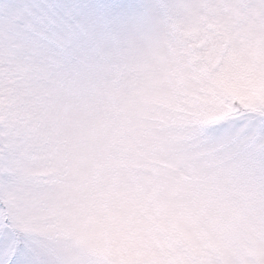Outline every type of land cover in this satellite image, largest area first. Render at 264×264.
Returning <instances> with one entry per match:
<instances>
[{
	"label": "snow or ice",
	"instance_id": "1",
	"mask_svg": "<svg viewBox=\"0 0 264 264\" xmlns=\"http://www.w3.org/2000/svg\"><path fill=\"white\" fill-rule=\"evenodd\" d=\"M138 11L0 0V264H153L116 239L158 213L163 264H241L216 227L264 204V0Z\"/></svg>",
	"mask_w": 264,
	"mask_h": 264
},
{
	"label": "rangeland",
	"instance_id": "2",
	"mask_svg": "<svg viewBox=\"0 0 264 264\" xmlns=\"http://www.w3.org/2000/svg\"><path fill=\"white\" fill-rule=\"evenodd\" d=\"M126 2L136 5L139 10L132 17L133 22L138 24L142 22L147 13L155 11V6L158 5L160 0H126ZM257 90L264 91V80H257ZM247 203L249 201L243 204ZM163 219L158 213L156 219L153 221L155 227L151 230H140L135 225H129L126 229V235L117 237V245L122 248L126 255L137 258L153 257V264H163L156 257L159 255L160 257L167 258V255L171 254V250L166 245L172 239L170 234L159 228V224ZM249 251L248 264H259L261 253L264 251V243L254 237Z\"/></svg>",
	"mask_w": 264,
	"mask_h": 264
},
{
	"label": "clouds",
	"instance_id": "3",
	"mask_svg": "<svg viewBox=\"0 0 264 264\" xmlns=\"http://www.w3.org/2000/svg\"><path fill=\"white\" fill-rule=\"evenodd\" d=\"M216 232L224 253H231L241 264L245 258L248 261L253 238L264 243V204L249 201L247 204L237 205L236 212L219 223ZM209 251L216 264H228L226 255H221L215 248ZM184 252L188 254V250L185 249ZM167 258L174 262L180 258L179 251L172 250Z\"/></svg>",
	"mask_w": 264,
	"mask_h": 264
}]
</instances>
